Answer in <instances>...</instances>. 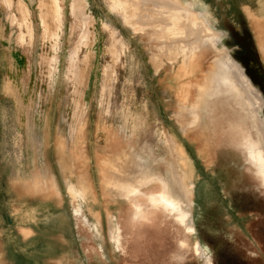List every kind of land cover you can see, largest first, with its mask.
<instances>
[{
    "label": "rangeland",
    "instance_id": "1",
    "mask_svg": "<svg viewBox=\"0 0 264 264\" xmlns=\"http://www.w3.org/2000/svg\"><path fill=\"white\" fill-rule=\"evenodd\" d=\"M54 4L0 0V264H264V0Z\"/></svg>",
    "mask_w": 264,
    "mask_h": 264
},
{
    "label": "bare ground",
    "instance_id": "2",
    "mask_svg": "<svg viewBox=\"0 0 264 264\" xmlns=\"http://www.w3.org/2000/svg\"><path fill=\"white\" fill-rule=\"evenodd\" d=\"M54 2H55V4H56V9H58L59 8V6H58V4H57V0H54ZM48 3V2H47ZM51 4V3H50ZM54 4V5H55ZM54 5H52V6H54ZM51 6V5H50ZM53 10H52V14H53V11L55 10V12L57 13V11H56V9H55V7H53L52 8ZM175 11H173V14L175 15V13L177 14V12L179 11L178 9H174ZM54 12V13H55ZM58 14V13H57ZM55 15V14H54ZM53 15V16H54ZM178 15V14H177ZM176 16V15H175ZM178 17H180V16H178ZM192 25H194L193 23H192ZM206 26H208V25H206ZM194 27H196V30H198V32L200 33L201 31V33L203 34V32L205 33V31H203L205 28H204V24H202V21L201 22H197V24L196 25H194ZM192 29H193V27H192ZM195 29V28H194ZM207 31V30H206ZM211 31V30H210ZM194 32V31H193ZM209 32V31H208ZM207 32V33H208ZM200 33V34H201ZM199 34V38H204L203 36L202 37H200L201 35ZM209 34V33H208ZM211 34H213L212 33V31H211ZM196 35V34H195ZM198 35V34H197ZM196 35V36H197ZM206 35V34H205ZM204 35V36H205ZM214 35H216V34H214ZM198 37V36H197ZM208 37V36H207ZM206 37V38H207ZM224 58H226V57H224ZM220 60V59H219ZM224 60H226V59H224ZM227 60H229L228 58H227ZM222 61V60H221ZM226 62H228V61H226ZM228 64V63H227ZM225 65V64H224ZM227 69H228V71H236V72H239V70L237 69V67L234 65V64H229V65H227ZM224 73V72H223ZM222 73V74H223ZM240 73V72H239ZM231 75H233V74H231ZM225 77V76H224ZM234 77V76H233ZM237 77V76H236ZM243 78V77H242ZM226 79H228V78H226ZM239 79H240V77H239ZM234 80V79H233ZM232 80V81H233ZM227 81V80H226ZM230 81H231V79H230ZM235 81V80H234ZM234 81H233V84H234ZM236 82V81H235ZM227 83H228V81H227ZM237 83V82H236ZM235 83V84H236ZM244 83V82H243ZM232 84V83H231ZM245 84V83H244ZM237 85V84H236ZM246 85V84H245ZM232 86V85H231ZM240 87V86H239ZM237 88V87H236ZM238 89V88H237ZM239 89H241V88H239ZM239 91V90H238ZM245 96V95H244ZM245 98H246V96H245ZM255 100V99H254ZM257 101V100H256ZM251 102V101H250ZM257 104V103H256ZM255 104V105H256ZM258 105V104H257ZM253 111V110H252ZM254 122H256V121H254ZM264 124V123H263ZM260 127V126H259ZM132 131V130H131ZM262 131H264V125H263V127H262ZM262 133V132H261ZM263 135V134H262ZM105 141H106V139H105ZM126 143V142H125ZM124 143V144H125ZM175 145V144H174ZM166 146V145H165ZM177 146H178V144H177ZM132 147V146H131ZM130 148V147H129ZM175 148V147H174ZM121 154L120 155H118L117 156V154H114L113 156H115L117 159H120V158H122L123 159V155L126 153V145L124 146V145H121ZM175 154H177V153H175ZM258 155V154H257ZM259 156V155H258ZM178 157V156H177ZM103 161H102V164H103V167H105L107 170H109V171H111V172H113V173H115V174H117V175H121V173H122V170H123V166L125 165V162H122V161H124V160H122L120 163H118L119 165H115L110 159H108V158H103L102 159ZM262 160V159H261ZM128 161L129 160H127V162H126V164L128 163ZM181 162H182V168H183V172L181 173V182H182V184H183V188H184V191L186 192V193H188L189 195L191 194V190H192V186H191V183H190V181L188 180V177H187V175H188V171L190 170V168H189V162L186 160V158H181ZM139 165V164H138ZM138 165L137 164H135V167L136 168H138ZM147 167V166H146ZM191 171H189V173H190ZM190 175V174H189ZM188 175V176H189ZM139 177V175L137 176V178H136V183H139V182H141L142 180H141V178H138ZM152 178V177H151ZM150 178V179H151ZM165 179V178H164ZM166 180V179H165ZM149 181V180H148ZM72 182V181H71ZM76 184V187H77V196H78V198H77V200H78V205H77V210L78 211H83L84 209H86L88 206H87V202H88V194H89V187L87 186V184H86V181H85V179L84 178H81V180L79 181V182H76L75 183ZM121 184H124L123 186V188H125V189H127V191H129L130 193H132L133 194V196H135V195H137V192H136V187H135V185H133V184H126V183H122L119 179H116V178H112V179H109L108 180V187H110L111 189H119V188H121L122 187V185ZM162 185V184H161ZM68 187V186H67ZM74 189V188H73ZM70 190V189H69ZM168 191V190H167ZM72 192V191H71ZM165 197H166V195H164ZM76 198V197H75ZM135 201V200H134ZM161 201H164V200H161ZM165 202V201H164ZM164 204V203H163ZM167 204H168V202H167ZM166 204V205H167ZM177 208V207H176ZM173 210V209H172ZM74 211V210H73ZM75 213V212H74ZM93 226H95V223H94V225Z\"/></svg>",
    "mask_w": 264,
    "mask_h": 264
},
{
    "label": "crops",
    "instance_id": "3",
    "mask_svg": "<svg viewBox=\"0 0 264 264\" xmlns=\"http://www.w3.org/2000/svg\"><path fill=\"white\" fill-rule=\"evenodd\" d=\"M29 3V0H27ZM1 164V160H0ZM1 169V165H0ZM12 181L7 177L1 175L0 172V214L7 217L8 211H26L28 202L32 199L30 195L24 191V187L18 194L12 191ZM24 185L25 182L21 181ZM39 205L36 208H30V211H37Z\"/></svg>",
    "mask_w": 264,
    "mask_h": 264
},
{
    "label": "snow or ice",
    "instance_id": "4",
    "mask_svg": "<svg viewBox=\"0 0 264 264\" xmlns=\"http://www.w3.org/2000/svg\"><path fill=\"white\" fill-rule=\"evenodd\" d=\"M243 146L247 149V154L250 159H254L257 155V145L255 143H251L248 138H245ZM261 151L264 152V136H262L260 141ZM261 170L257 173L262 180H264V160H261Z\"/></svg>",
    "mask_w": 264,
    "mask_h": 264
}]
</instances>
